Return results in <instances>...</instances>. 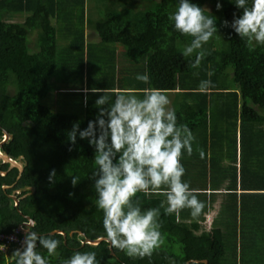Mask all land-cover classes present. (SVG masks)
<instances>
[{"label": "trees", "instance_id": "obj_1", "mask_svg": "<svg viewBox=\"0 0 264 264\" xmlns=\"http://www.w3.org/2000/svg\"><path fill=\"white\" fill-rule=\"evenodd\" d=\"M177 2L112 0L109 10L127 20L126 25L110 21L109 14L96 23L89 20L105 45L100 54L110 55L102 60L96 42L86 40L84 22H77L78 13L86 15V0H0V10L8 14H29L24 23L0 18V142L3 130L8 131L13 138L2 151L25 162L18 180L19 170L0 160V234L28 223L27 217L35 222L30 230L38 235L63 231L66 239L52 235L60 243L49 264H62L78 250L95 251L98 264H264V45L250 52L233 32V14L240 10L228 0H193L216 17L217 39L205 45L208 54L200 65L191 67L194 55L184 57L181 51L191 38L168 21ZM32 32L38 34L36 52L29 48ZM63 33L70 37L65 59L57 39ZM117 45L130 60L119 74ZM105 63L110 73L102 70ZM145 72L148 83L135 80L137 73ZM203 79L213 85L201 92ZM92 88H107L113 96L128 89L139 96L145 88L165 90L177 96L178 123L193 132L192 154L182 150V179L199 189L196 195L206 201V208L199 218H192L189 209L167 215L161 209L165 243L150 259L129 258L116 248L112 255L106 242L83 245L85 238H105L103 213L95 206V149L79 136L72 145L66 133L75 121H81L83 130L95 119L97 95L89 91L84 104V89ZM53 169L56 175L50 182ZM26 187L34 192L16 193ZM208 191L226 195L211 230L204 227L214 200ZM137 196L142 208L157 207L165 199L159 191ZM15 250H0V264H15ZM34 250L48 256L38 241Z\"/></svg>", "mask_w": 264, "mask_h": 264}, {"label": "clouds", "instance_id": "obj_2", "mask_svg": "<svg viewBox=\"0 0 264 264\" xmlns=\"http://www.w3.org/2000/svg\"><path fill=\"white\" fill-rule=\"evenodd\" d=\"M228 2L240 10L239 15L233 14L231 28L248 50L251 52L256 46L264 45V0ZM221 8L222 4L217 2L216 9ZM215 20L216 17L207 14L193 0H178L174 11L168 13L172 28L191 38L181 50L184 57L194 55L191 67L200 65L208 54L205 45L217 39ZM223 24L228 27L229 21L224 20ZM134 78L142 83H148L150 79L147 72L137 73ZM212 85L211 79H203L198 88L204 92ZM89 91L97 95L95 119L89 120L83 130L80 129L81 121L73 122L66 133L67 141L75 145L79 136L95 149V206L103 213L105 239L129 258L150 259L165 243L161 232V209L165 215L189 209L192 218H199L206 208V201L196 195L199 189L190 187V182L182 179L185 176L182 150L187 155L192 154L193 132L186 123H178L177 113L169 106L170 99L165 90L145 88L139 96L128 89L113 96L107 88L84 89L85 106ZM55 175L53 169L48 177L50 182ZM77 179L72 178L73 186ZM158 191L165 196L159 206L142 208L137 193ZM37 241L47 250L48 256L34 250ZM59 243L51 234L38 235L27 227L23 251L17 249L12 256L15 264H49L48 257L55 253ZM62 264H98V261L95 251L78 250Z\"/></svg>", "mask_w": 264, "mask_h": 264}, {"label": "rangeland", "instance_id": "obj_3", "mask_svg": "<svg viewBox=\"0 0 264 264\" xmlns=\"http://www.w3.org/2000/svg\"><path fill=\"white\" fill-rule=\"evenodd\" d=\"M126 1L129 2V0H126ZM153 1H155V4H158V3H160L161 0H153ZM101 2H102L101 0H88L87 9L89 11V15H90V12H93L94 13V12H96L98 10V5L99 6L102 5ZM143 2H144V0H141V3H143ZM153 9H154V7L151 8V10H153ZM77 15H78L77 22L79 20H81V22L84 20L83 21L84 24L85 25H88L87 23L89 21V19H88L89 17L83 19L81 17V14L78 13ZM28 17H29V14H26V13H24V14H8L5 10H0V18H2V20L5 21V22L24 23L25 20ZM90 19H91V22L92 23H95L98 20V18H95V15L93 17L91 15L90 16ZM57 39H58V49H59L60 54H62L60 56H62L63 59H65V57H68V55H66V53H65V50H66V47L70 44V37L68 38V35H66L64 33V36L62 38H61V34H58ZM94 45H95V51L98 54V57H101L102 56V58H101L102 60H105V59L106 60H109V58H110V55L109 54H106V55H101L100 54L101 49L104 48L105 45L102 44L100 42V40H97ZM109 47L112 48L114 46L111 45ZM115 47L118 48V54H117V59H116V61H117L116 62V64H117V66H116V73L119 74V70L118 69L119 68L121 69L123 66H126V65L130 64V60L124 54L123 49L120 47V45H117ZM29 48L33 52H36L37 51V49H38V34H37V32H32V35L30 36V39H29ZM87 48H88V46H86V49ZM105 64L106 65H103V69L102 70H104V72L110 73L108 71V68H109L108 67V64L107 63H105ZM123 68H125V67H123ZM63 72L65 74L68 73V71H66V70H64ZM68 87L67 86L66 87H61V88H59V90L62 89V88H65L66 89ZM168 97L170 99V105L169 106L172 107L174 110H177V107H176L177 106V102H176L177 96L174 95V94H168ZM219 194H221V195H217L216 198H218L220 200V202H222L225 199V196L226 195L223 192H220ZM222 195H224V197ZM209 223L211 224V221L206 222L205 224H209Z\"/></svg>", "mask_w": 264, "mask_h": 264}, {"label": "crops", "instance_id": "obj_4", "mask_svg": "<svg viewBox=\"0 0 264 264\" xmlns=\"http://www.w3.org/2000/svg\"><path fill=\"white\" fill-rule=\"evenodd\" d=\"M86 2H87L86 3V6H85L86 15H85L84 18L89 17L88 19L90 20V16L92 15V17H93L95 15V18H98V20L96 22H98L101 19V16H103V14H109L110 15L109 16L110 17V21H112V22H114V20L115 21H118L119 25H123V26L127 24V20H125L124 18H118V16H116L113 12H111L109 10L110 9L109 7H111V4H112V0L111 1H109V0H102V2H101L102 5H100V6L98 5V10L96 12H94V13L93 12H90V15H89V11L87 9L88 0H86ZM129 2L141 3V0H129ZM122 10H123V8H120V11H122ZM87 24L88 25H85V27H84L86 40L96 42L98 40V34L90 26V21H88ZM55 26H56V24H55ZM63 35H64V33L61 35V38L63 37ZM208 192H209V194L214 193V195H213L214 200H213V203L209 206V210H208V212L206 214V218H207V221L206 222L211 221V224L210 223L209 224H205L204 227L207 230L208 229L211 230V229L214 228L213 223H212L213 222V216H215V215H216V217L218 216V213L220 212L221 206H222L223 202L225 201V199L222 202H220V200L218 198H216L217 195H221V194H219L220 192H217V191H214V192L208 191ZM197 234H199V233H197Z\"/></svg>", "mask_w": 264, "mask_h": 264}, {"label": "water", "instance_id": "obj_5", "mask_svg": "<svg viewBox=\"0 0 264 264\" xmlns=\"http://www.w3.org/2000/svg\"><path fill=\"white\" fill-rule=\"evenodd\" d=\"M3 134H4V140L2 142H0V160L5 163V164H9L10 165V168H17L19 170V177H18V180L21 178L22 176V173H23V170H24V165H25V162L23 160L22 157L18 158L17 160H15L14 158H12L11 156L7 155L6 153H4L2 151V149L8 144L9 140H11L13 138V136L6 130H3ZM7 189V187H4V190ZM32 191L34 192V189L33 188H29V187H26V188H23L19 191H17L16 193L17 194H20L22 193L23 191ZM12 199H14L15 201V204L16 206H18L19 204V200L17 199V197L15 195H12L11 196ZM29 221H33L31 220L29 217L26 218ZM34 222V221H33ZM35 225V222L34 224H28V223H25L21 226L22 230L25 232V229L27 227H29V229L31 227H33ZM55 234H60L62 235L65 239L67 237L66 233H64L63 231H55V232H52L51 235H55ZM103 242H106L109 244V250L111 251L112 255H114V252H113V247L110 245V243L105 239V238H98V239H95V240H91V239H88V238H85L84 239V242H83V245H90V246H99L101 243ZM192 262H195V261H190L188 262L187 264H190ZM204 264H207V262H203Z\"/></svg>", "mask_w": 264, "mask_h": 264}, {"label": "built area", "instance_id": "obj_6", "mask_svg": "<svg viewBox=\"0 0 264 264\" xmlns=\"http://www.w3.org/2000/svg\"><path fill=\"white\" fill-rule=\"evenodd\" d=\"M25 236V232L21 227L13 230L11 233H1L0 234V244L4 245L0 247L1 251H6L11 246L15 247V249H19L23 251V239Z\"/></svg>", "mask_w": 264, "mask_h": 264}]
</instances>
